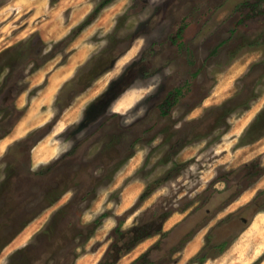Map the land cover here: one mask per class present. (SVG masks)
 I'll return each instance as SVG.
<instances>
[{
    "label": "rangeland",
    "instance_id": "1",
    "mask_svg": "<svg viewBox=\"0 0 264 264\" xmlns=\"http://www.w3.org/2000/svg\"><path fill=\"white\" fill-rule=\"evenodd\" d=\"M101 1L0 0V56L35 35L43 50L0 92L1 186L16 169L1 220L37 214L0 264L19 249L32 264H100L108 252L132 264L149 250L155 264H264V137L240 144L264 111V0H116L45 61Z\"/></svg>",
    "mask_w": 264,
    "mask_h": 264
},
{
    "label": "trees",
    "instance_id": "2",
    "mask_svg": "<svg viewBox=\"0 0 264 264\" xmlns=\"http://www.w3.org/2000/svg\"><path fill=\"white\" fill-rule=\"evenodd\" d=\"M58 0H53L54 3H56ZM116 0H102L101 3L98 5V7H96V9L77 27L75 28L69 36L65 37L64 39H62L60 42H58L56 44V50H52L50 52V55L47 57V59L45 61H48L50 59H52L54 56H56L57 54H59L60 52H62L64 48L68 47L88 26H90L95 20L96 18L99 16V14L102 12V10H104L107 6L113 4ZM39 38L35 35L32 39L20 43L12 48L7 49L4 54L2 56H0V59H6L5 63H3L1 65L2 68H0V72L4 71L5 69H10V73L8 75V77L6 78V82H5V88L1 89V93L7 92V88L9 86L12 85V82H14L13 77H14V72L16 69V66H23L22 63L25 61H22L24 59L29 58L31 60V58H34L37 54H39L40 52H42L43 50H41L40 52H36L35 50V45L37 44ZM59 48H61L59 51ZM42 64L44 63H38V67H41ZM37 67V68H38ZM100 74V66L96 63L95 67L93 66L92 68H90L88 71H86V73L83 75L82 80L84 82H87L89 84L92 85V83L99 77ZM77 80V79H76ZM76 80L74 79L73 82H76ZM4 92V93H5ZM0 93V94H1ZM61 97H59V99L57 100V104L61 105ZM8 135V134H6ZM246 136L251 137L250 140L247 142L245 141L246 137H243L240 144H251V143H255L256 141L260 140L261 138L264 137V111H262L258 117L253 121V123L251 124V126L249 127ZM16 169H12L9 171L8 175H7V180L4 182L6 183V186L3 187L0 184V201L3 199H7L8 195L10 194V192L7 193V188L12 187L13 186V179L16 177ZM157 184H154L152 186H149L144 192L143 194L140 196V201H145L147 200L157 189ZM10 185V186H9ZM56 189H53L52 191H55ZM51 192H47V195ZM56 194V193H55ZM46 195V196H47ZM56 196V195H55ZM54 195H52L51 197H48V199H46L49 202V206L51 207L52 205L55 204L57 197H60V193L57 194V197H55ZM58 197V198H59ZM30 208H26V210L24 212H20L18 213L15 218L13 220H11V222L8 223H3L4 221H2L1 219H3L5 216H7V214L0 213V254L3 251V249L6 247V245L15 238L16 236V231L17 230H21L24 229L25 227H27L29 225L30 222H32L37 214L32 215L31 214V210H29ZM260 211H258L257 213H259ZM33 216V217H32ZM57 218V217H56ZM55 218V219H56ZM54 219V221H55ZM102 219L99 218L97 219L94 223L89 224L85 227V229H92V227L96 230L98 228V226H100ZM53 223V220H52ZM11 227V234H9V236L7 238L3 239V233L5 230H8V228ZM145 235H143V237H138L137 239L131 241L129 248L133 249V246H136L140 240H142V238H144ZM124 237V242H128L127 238L128 236L124 233V235L121 234L120 240H122ZM191 240V239H190ZM227 243L226 242H222L220 244L217 245H209V247L213 246L212 248H217V249H221L222 251L225 249ZM207 245L206 247L195 257L197 259L200 260L201 263H204L205 261L208 260V248ZM116 249V246H114V250ZM25 249H19L16 252H14L13 254L10 255L8 263L7 264H32L31 261L29 260L28 256L25 253ZM113 251V249H112ZM125 253V251H124ZM122 253H117V256L120 257ZM110 252H108L105 256V258L102 260V262L100 264H115L114 261L109 263L108 262V258L110 257ZM150 250L145 253L144 255H142L139 259L135 260L132 264H155V261L150 260ZM262 260L257 261L255 264H260ZM116 262V261H115ZM171 264H174L171 263Z\"/></svg>",
    "mask_w": 264,
    "mask_h": 264
},
{
    "label": "bare ground",
    "instance_id": "3",
    "mask_svg": "<svg viewBox=\"0 0 264 264\" xmlns=\"http://www.w3.org/2000/svg\"><path fill=\"white\" fill-rule=\"evenodd\" d=\"M27 119H28V118H27ZM23 128H24L23 126H19L18 129H17V134L23 132V131L25 130V128H24V130H23ZM200 237H201V235H199V236L196 238V240L192 242V244H191V249H190V251H189L191 254H193V253H195V252L197 251L198 246H199V242H200V240H201ZM190 253H189V254H190Z\"/></svg>",
    "mask_w": 264,
    "mask_h": 264
},
{
    "label": "flooded vegetation",
    "instance_id": "4",
    "mask_svg": "<svg viewBox=\"0 0 264 264\" xmlns=\"http://www.w3.org/2000/svg\"><path fill=\"white\" fill-rule=\"evenodd\" d=\"M180 93V90H178V89H176V94L178 95ZM244 222H246V219L245 218H243L242 219ZM219 223H217V225H218ZM210 224H207L206 226H204L202 229H206V228H208V226H209ZM217 225H214L213 227H211L210 229H209V231H208V234H207V237H208V235L212 232V230H214V228L217 226ZM214 245H217V244H214Z\"/></svg>",
    "mask_w": 264,
    "mask_h": 264
},
{
    "label": "crops",
    "instance_id": "5",
    "mask_svg": "<svg viewBox=\"0 0 264 264\" xmlns=\"http://www.w3.org/2000/svg\"><path fill=\"white\" fill-rule=\"evenodd\" d=\"M8 24H9V23L5 24V26L8 25ZM3 27H4V26H3Z\"/></svg>",
    "mask_w": 264,
    "mask_h": 264
}]
</instances>
